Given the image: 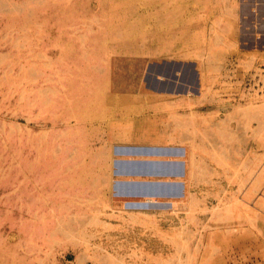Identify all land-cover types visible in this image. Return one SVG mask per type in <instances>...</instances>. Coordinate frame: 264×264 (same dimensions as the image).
I'll return each mask as SVG.
<instances>
[{
    "label": "rangeland",
    "instance_id": "1",
    "mask_svg": "<svg viewBox=\"0 0 264 264\" xmlns=\"http://www.w3.org/2000/svg\"><path fill=\"white\" fill-rule=\"evenodd\" d=\"M105 263L264 264V0H0V264Z\"/></svg>",
    "mask_w": 264,
    "mask_h": 264
},
{
    "label": "crops",
    "instance_id": "2",
    "mask_svg": "<svg viewBox=\"0 0 264 264\" xmlns=\"http://www.w3.org/2000/svg\"><path fill=\"white\" fill-rule=\"evenodd\" d=\"M174 62H183V63H188L187 65H192L195 64L194 61H191V60H183V59H178V60H172ZM195 66V65H193ZM196 68V66H195ZM195 73L197 72V69H194ZM186 91L183 93V94H180L179 92H176V91H171V92H167L166 96L170 97V101H171V105L173 106V108L178 112L180 108H188L189 105L191 104V102L193 101L190 97V90H188V87L186 86ZM156 94H161L163 95L164 93L163 92H154ZM199 95V94H198ZM194 98H200V96H194ZM195 102V101H193ZM159 125V123H157ZM157 124H153L152 126H157ZM149 127H150V123L148 124ZM148 125H143V128L144 127H147ZM152 129V130H150ZM149 130H146V129H142V134H148L150 135L152 138H143L146 142L147 141H157L160 142L161 140H164V138L160 135V131L157 130V128H150ZM141 134V133H140ZM155 136V137H154ZM163 145V144H161ZM145 146V145H144ZM141 148V152H133L130 148L126 147L124 149V155L125 157H128V158H140V157H137L141 154H150V155H154L156 157H142V160L143 162H154L153 160H157L155 162H159V163H163V164H171V165H175V166H181L182 168H184V166L186 165H183L185 164L184 162V154H178V153H172V152H169L167 150H170V148H167V147H161L159 146V144L155 145V146H151V145H147V147H144ZM133 148V147H132ZM148 158H152V159H148ZM169 159V160H168ZM182 159V160H181ZM171 160V161H170ZM158 163V164H159ZM130 177H142L143 180H145L146 177H152V176H147V175H143V174H133V175H129ZM181 176V175H180Z\"/></svg>",
    "mask_w": 264,
    "mask_h": 264
},
{
    "label": "bare ground",
    "instance_id": "3",
    "mask_svg": "<svg viewBox=\"0 0 264 264\" xmlns=\"http://www.w3.org/2000/svg\"><path fill=\"white\" fill-rule=\"evenodd\" d=\"M159 2V1H158ZM167 1H165V3H166ZM163 3V2H162ZM162 6V5H161ZM160 7V6H159ZM164 11V10H163ZM141 158V157H140ZM187 158V157H186ZM150 159V158H149ZM189 193V192H188ZM106 264V263H105Z\"/></svg>",
    "mask_w": 264,
    "mask_h": 264
}]
</instances>
